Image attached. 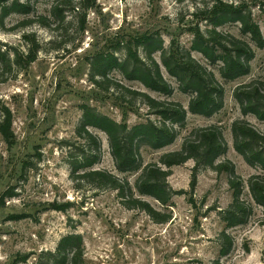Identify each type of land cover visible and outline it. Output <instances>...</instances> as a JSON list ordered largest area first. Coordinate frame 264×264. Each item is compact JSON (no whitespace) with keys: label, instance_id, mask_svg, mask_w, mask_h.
<instances>
[{"label":"rangeland","instance_id":"obj_1","mask_svg":"<svg viewBox=\"0 0 264 264\" xmlns=\"http://www.w3.org/2000/svg\"><path fill=\"white\" fill-rule=\"evenodd\" d=\"M54 1L32 2L33 14H11L0 27L3 48L28 50L31 43L24 42V34H32L39 44L33 63L24 69L14 66L11 73L0 78V115L2 107L11 111L15 135L12 147L0 136V264H12L22 254L31 255L24 264H35L38 255L55 251L59 241L70 234H79L83 239V264H190L197 260L207 264L217 259L218 236L225 229L218 213L232 201L227 174L200 168L196 172L195 189L191 191L194 162L189 160L182 166L172 167L168 183L174 191L183 193L174 195L171 206L166 209L153 198L142 197L156 210L171 213L170 221L163 224L153 222L142 211L125 209L117 191L99 189L84 180L76 181L71 175V162L80 154L72 145L80 144L85 153L89 150L75 133L82 104H89L116 122L125 120L129 127L148 119L159 122L140 97L132 99L129 107L109 95L99 94L89 82L90 66L86 57H91L106 40L119 33L137 35L157 31L165 48L175 40L183 50L189 51L193 39L190 28L195 25L202 31L210 28L205 21L193 17L204 6H210V0H97L96 9L87 12L84 31L79 29L77 12L69 9L65 15L67 23L59 29L53 23L50 28L37 23L20 25L38 15L48 17ZM252 14L264 36L260 9L254 7ZM218 30L241 37L237 23L225 24ZM253 49L255 57L250 74L235 81L223 80L217 66L192 51V57L213 71L222 84L223 108L210 118L188 112L184 127H176L179 134L173 144L160 150L140 149L142 165L146 166L157 163L164 153L179 150L192 130L211 125L221 128L228 149L220 160L233 164L243 182L242 198L253 206L246 224L227 229L233 245L220 258L221 264H264V212L254 205L247 184L251 176L264 175V170L249 166L234 150L231 133L232 123L242 119L264 133V123L254 116L242 115L233 97L238 85L260 74L264 48L253 46ZM139 52L143 57L142 51ZM122 54L118 53L119 58ZM154 58L173 88L170 96L127 81L116 72L110 76L127 88L155 99L178 102L187 109L190 96L178 90L176 81L161 64L159 52ZM129 98L125 96V100ZM91 132L100 144L97 163L92 169L106 170L134 185L140 172H118L106 135L95 129ZM6 192L13 195L3 196ZM51 203L71 205L59 212L50 209Z\"/></svg>","mask_w":264,"mask_h":264},{"label":"trees","instance_id":"obj_2","mask_svg":"<svg viewBox=\"0 0 264 264\" xmlns=\"http://www.w3.org/2000/svg\"><path fill=\"white\" fill-rule=\"evenodd\" d=\"M37 1L40 0H0V27L4 26V19L11 14L23 16L33 14L32 2ZM96 3L97 0H55L48 17L38 15L34 19H26L20 25L29 26L37 23L50 28L53 23L57 24L59 29L61 25L67 23L65 15L66 9H69L77 12L80 18L79 29L84 31L87 12L96 9ZM210 3V6L206 5L193 14L195 19L205 21L210 28L205 31L198 25L190 28L193 39L189 51L183 50L175 40H171L169 47L165 48L157 31L137 35L119 33L106 40L103 47L91 57H86V62L90 66L89 82L99 94L109 95L116 102L129 107L132 105V99L140 97L149 113L158 117L159 122L148 119L144 123L129 127L125 120L116 122L98 113L89 104H82L80 106L82 116L75 133L89 150L85 153L80 144L72 145L80 154L71 162V175L76 181L84 180L99 189L117 191L120 203L125 209L142 211L153 222L163 224L170 221L171 213L156 210L147 201L142 200V197L153 198L166 209L171 206L174 195L183 193L174 191L168 183L172 167L182 166L189 160L194 162L191 191L195 189L196 172L200 168H208L217 174H227L232 201L218 213L220 221L225 225V229L218 236L219 257L207 263L221 264L220 258L226 256L233 245V238L227 233V229L246 224L253 213L252 204L242 198L243 182L235 173L233 164L228 160H220L228 149L221 128L211 125L192 130L184 138L179 150L162 154L157 163L143 166L140 154L142 147L160 150L173 144L179 134L176 127L179 129L184 127L188 112L210 118L223 108L222 84L213 71L192 57V51L201 54L210 65L217 66L223 80L235 81L250 74L251 62L255 57L253 46L258 49L264 48V36L252 14V9L258 7L264 25V0H236L234 3L210 0ZM230 23L239 24L241 37L218 30L219 27ZM22 38L24 42L31 43L24 52L5 46L3 48L0 45V78L11 73L14 66L24 69L36 60L39 44L34 36L24 34ZM120 52L123 53L121 58L118 56ZM158 52L162 66L176 81L178 90L190 96L187 109L178 102L155 99L148 94L127 88L110 76L116 72L127 81L138 82L150 91L170 96L173 88L163 77L160 65L154 58V54ZM126 95L130 97L129 100H125ZM233 97L242 115L254 116L264 123V63L256 78L234 89ZM91 129L106 135L118 172L122 174L140 172L134 185L106 170L92 169L97 163L100 144ZM231 133L234 150L249 166L264 170V133L255 129L245 119L234 121ZM0 136L9 147L15 144L12 113L7 107H2L1 110ZM247 184L254 205L264 212V175L251 176ZM4 195L13 194L6 192ZM70 205L51 203L49 207L54 211L64 212ZM13 217L17 219L16 216ZM30 257V254L18 255L12 264H24ZM83 263L84 245L79 234L63 237L55 251L38 255L35 262V264ZM190 264L206 263L197 260Z\"/></svg>","mask_w":264,"mask_h":264}]
</instances>
